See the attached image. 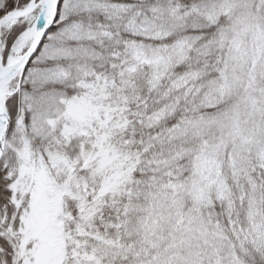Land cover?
<instances>
[{"label":"snow or ice","instance_id":"6c2138e0","mask_svg":"<svg viewBox=\"0 0 264 264\" xmlns=\"http://www.w3.org/2000/svg\"><path fill=\"white\" fill-rule=\"evenodd\" d=\"M0 264H264V0H0Z\"/></svg>","mask_w":264,"mask_h":264}]
</instances>
